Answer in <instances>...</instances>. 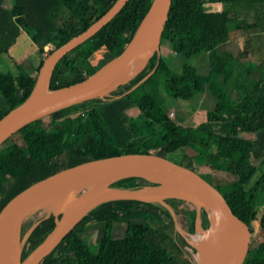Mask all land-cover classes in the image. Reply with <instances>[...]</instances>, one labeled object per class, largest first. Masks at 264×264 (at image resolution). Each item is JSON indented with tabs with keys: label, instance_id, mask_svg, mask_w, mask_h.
<instances>
[{
	"label": "trees",
	"instance_id": "16d2710c",
	"mask_svg": "<svg viewBox=\"0 0 264 264\" xmlns=\"http://www.w3.org/2000/svg\"><path fill=\"white\" fill-rule=\"evenodd\" d=\"M112 1L9 0L10 6H6L0 0V52L7 54L19 29L38 50L52 38L54 48L82 30ZM150 2L126 0L94 33L58 58L47 89L81 79L116 54L131 37ZM207 3H216L209 8L216 5L220 8L206 9ZM238 3L246 10L256 5V11L248 18L240 16L234 9ZM61 8L66 11L63 17L59 13ZM235 27L242 32L243 47L222 60L217 70H207L203 80L202 98L210 105L227 107V112L196 124L200 143L194 153L186 151L183 145L170 151L179 157L172 160L194 169L209 181L210 171L228 175V180L219 183L216 179L214 183L228 205L249 225L250 220L238 210L239 206L248 204L249 219L256 218L257 225L264 228L263 62L254 66L246 62L243 70L237 72L238 79L226 87L236 63L247 59L248 31L264 33V0H170L158 48L161 42L165 43L184 62L198 51L212 50L226 41ZM158 48L145 66L126 82L50 112L55 124L51 129L43 126L41 117L20 126L13 133L23 143L24 150L10 139L13 133L1 141L0 206L36 178L77 161L138 149L167 157L166 136L178 128L149 93L161 84L169 98L179 100L190 98L199 89L182 71L172 70ZM96 51H100V56L93 61ZM8 59L16 72L0 70V115L28 93L41 60L31 73H26L11 56ZM71 130L84 134L77 145L67 143L66 134ZM219 159H224L223 165L217 164ZM154 184L140 176H122L109 182L110 186L126 189ZM199 209H203L201 205ZM99 211L109 221V235L105 237L103 222L96 219ZM197 218L200 223L206 220L203 212H198ZM194 219V204L186 198L104 200L82 213L36 264H171L179 255L186 264H195L184 256L194 248L178 231L184 224L192 228ZM95 224L99 230L92 251L81 234ZM52 225L49 208L35 207L26 213L18 231L20 260ZM208 225L209 221L202 228ZM209 230L204 232L206 236ZM241 264H264V236L259 243L248 246Z\"/></svg>",
	"mask_w": 264,
	"mask_h": 264
},
{
	"label": "water",
	"instance_id": "95a60500",
	"mask_svg": "<svg viewBox=\"0 0 264 264\" xmlns=\"http://www.w3.org/2000/svg\"><path fill=\"white\" fill-rule=\"evenodd\" d=\"M126 0H113L110 5L79 32L45 53L36 68L32 85L25 97L0 115V143L20 126L73 102L101 94L111 86L126 82L138 73L157 50L159 37L164 24L170 0H151L129 40L113 56L100 64L91 73L72 83L47 89V82L54 63L64 53L81 43L110 19ZM151 11L148 27H142L145 15ZM139 58L137 63L122 75L109 88L102 89L109 82L107 77L117 67ZM102 89V91H101ZM130 166L133 169L118 176H140L158 184L166 182L168 188L153 193L139 189H126L110 186V179L104 184L90 183L78 191L66 214L52 210L53 225L43 238L20 260L18 257V231L21 220L31 209L39 195L46 191L65 193L68 199L71 189L85 182L93 175L113 167ZM154 184V185H155ZM152 185V186H154ZM151 186V185H150ZM101 190L109 200L131 198L140 201H162L163 197L186 198L194 204V218L197 219L199 205L210 208L217 220L226 226L225 250L222 264H241L248 248L250 227L226 202L215 184L204 178L194 169L149 150H131L123 153L104 155L71 163L48 172L31 181L13 193L0 206V264H36L59 239L74 225L80 214L86 195ZM206 210V209H205ZM84 213V212H83ZM207 215V214H206ZM194 219V220H195ZM206 217V223L208 222ZM12 245L13 262L9 247ZM225 254V257H224ZM195 264H218L215 260L214 246L196 259Z\"/></svg>",
	"mask_w": 264,
	"mask_h": 264
},
{
	"label": "rangeland",
	"instance_id": "374dc122",
	"mask_svg": "<svg viewBox=\"0 0 264 264\" xmlns=\"http://www.w3.org/2000/svg\"><path fill=\"white\" fill-rule=\"evenodd\" d=\"M3 4H5L6 6H10V2L9 0H3ZM208 4V5H207ZM204 5V8L206 9H215V8H220L217 5L215 6V8H209L210 5L216 4V3H207ZM207 5V6H206ZM234 6V5H233ZM263 8V6H262ZM235 11L238 13V15H245L246 18H248V15L253 12L256 11V5H253L252 8H249L248 10L245 9V7L241 4L238 3L237 5L234 6ZM60 16L63 17L66 15V11L61 8L60 9ZM248 33L250 34V38L248 41V46L247 48V59H245L244 61H238L236 63V65L233 68V72L230 75L228 82H227V86L226 87H230L234 81H236L238 79L237 76V72L239 70H243L244 65L246 62H249L250 66H254L256 63H258L259 61L263 62V73H264V33L261 31H254L251 32L248 31ZM248 34V35H249ZM17 37L14 39V42L11 44L12 48H9V50L7 51V54L9 56H11L17 66L19 67L20 70H22L23 72L26 73H31L33 70V66L32 63L34 64L35 61L42 58V56L45 54V51L47 49H51L52 45L54 44L55 39L52 38L50 41L45 42L41 45V50L37 49V46L32 44L27 36V34L22 30L19 29L18 34L16 35ZM244 39H243V35L242 32L240 30V28L235 27L233 30L230 31L229 34V38L226 40L225 42V55L226 57L228 55L233 56L235 55V53L237 52L238 49L242 48L244 45ZM164 44L163 42H161L160 44V48L159 49V53L161 55H164L163 51L164 49L161 48L162 45ZM6 53L0 52V70L2 71H10L12 73L16 72V69L13 67V65L11 64V62L8 59V55ZM100 56V51H96L93 55H92V60L94 61L95 59H97ZM196 55H193L190 57V60L187 59L185 62L187 64H195V62L197 61L196 59L198 57H200V54L198 55V57H196ZM165 57V56H163ZM221 56L218 55V58H215V61H219V59ZM32 58L34 59V62H32ZM168 59V57L166 58V60ZM137 59H132L131 61H129L128 64V69H131L136 63H137ZM191 61V62H190ZM213 62V59H212ZM168 65L170 66V68L172 70L178 71L180 72L181 70V65H176V63H171V61L167 60ZM205 64V63H204ZM204 64H199L198 68L201 66V68L203 67ZM195 66L197 67V64H195ZM218 66V65H217ZM216 70L218 68H215ZM126 72V70H124ZM199 72V71H198ZM202 77L199 76V74H197L196 72V76L192 78L193 82L195 84H198V80H201ZM114 88V85L111 86L109 89ZM200 95V96H199ZM199 98V99H198ZM169 99V98H168ZM198 99V100H197ZM204 100L203 98H201V92L195 93L193 96H191L190 98L187 99H179L176 100V103H178V105H181V103L184 104H193V106L197 105H201L204 104V102L202 100ZM170 100H172L170 98ZM199 101V102H198ZM205 101V100H204ZM180 103V104H179ZM208 103V102H207ZM184 106V105H183ZM173 109V107H170ZM202 108V107H201ZM227 107L226 108H221L218 107L217 110L214 111V115L213 116H218V115H222L224 112H227ZM211 114H207L206 116L204 115L202 120L207 119ZM54 115L51 113H47L43 116H41V123L43 124V126L46 129H51L55 124H54V119L52 118ZM196 120L198 121L200 119V117L196 116ZM84 134L83 133H76L73 130H71L70 132H68L66 134V140L68 145H77L78 143H80L82 141ZM10 139L13 140L15 143H17L23 150H24V145L21 142V140L19 139V137L17 136V134H12L10 136ZM166 141H167V145L166 148L167 150V157L170 159H175L178 160L179 157L177 155L176 152L170 151L171 149H173V147L177 146V145H183L185 150L188 151L189 153H194L197 149L196 147H198L200 140H199V132L198 129L196 127V125H190V126H183L181 128H178L175 130V132H173L172 135L168 134L166 136ZM193 143V145H190L189 143ZM224 163V159H219L217 164L218 165H223ZM205 171V169H204ZM210 173V181L214 184L215 181L219 180L218 182L220 183V181L222 180H228L229 176L220 172H209ZM217 179V180H216ZM85 184L88 183H81L77 186H75L73 189H71L70 193H69V197H74L75 194L80 191L82 189V187L85 186ZM150 186V185H149ZM158 184H155L154 186H150V187H157ZM181 204L186 205L185 201H181ZM49 208L51 210H53V207L51 205H44V206H37V208ZM239 212L242 214V216H244L247 220H250L249 222V227H250V237L248 240V246H252L255 245L257 243H259L264 236V228L263 227H259L257 225V219H249V206L248 204H243L241 206L238 207ZM198 212H203L205 214V216L207 217L208 215H206V210L205 209H199ZM98 218L97 221H102L103 222V237L108 236L109 235V221L105 218L104 216V212L103 211H99L98 213ZM206 223V220L203 223H200L198 218L194 220L193 226L191 228V226L189 224H184L182 226V228H179V234L181 236L184 237L185 241L189 244V246H192L195 250V246L193 244L190 243V241H195V240H200V239H204V237H202V235L200 234L199 230L197 228L201 229V232H205L208 229V226L205 228H202V225H204ZM191 228V229H190ZM203 229V230H202ZM98 225L95 224L91 227H89L88 229H86L82 234V238L87 242L88 246L90 247V249L93 251L96 247L97 244V231H98ZM113 235H116L115 232H112ZM193 239V240H192ZM206 240V238H205ZM186 250H189V247H186ZM187 251L184 256H186L189 260L193 261L194 263H196V258H195V251ZM183 256L179 255L174 257L171 260V264H186L185 261L182 260Z\"/></svg>",
	"mask_w": 264,
	"mask_h": 264
},
{
	"label": "bare ground",
	"instance_id": "6f19581e",
	"mask_svg": "<svg viewBox=\"0 0 264 264\" xmlns=\"http://www.w3.org/2000/svg\"><path fill=\"white\" fill-rule=\"evenodd\" d=\"M151 20V11L148 12L143 21H142V27L145 28L146 26L148 27L149 22ZM137 60L139 58H136ZM128 64L124 63L117 67L114 71H112L107 77L109 82L106 84V86L102 87V89H107L109 88L114 82H116L119 78L122 77L127 71H128ZM126 70V72L124 71ZM101 89V91H102ZM136 168H132L130 166L126 167H113L109 168L107 170H104L102 172H99L92 177L88 178L85 183H98V184H104L110 179H113L115 177H118L127 171H131ZM83 188V187H82ZM168 188V184L166 182L160 181L158 183L157 187H150L147 186L143 188L144 193H153V192H158L162 191ZM65 193L64 192H59V191H46L39 195L37 199L34 202V206H44V205H51L56 212L62 213V215L66 214L67 211L70 209L72 203H73V198H65ZM105 197V194L97 189L94 190L86 195L82 202V206L80 209V214L87 211L91 206L94 204L101 202ZM206 213L208 215V221H209V234L206 236L204 232H201L200 228H197L204 237V239L200 240H195V241H190L191 244L195 246V258L199 259L200 257L203 256V254L206 253V251L214 246V254H215V260L218 262V264H222L225 258H222L223 252L225 250V235H226V226L224 223H221L220 221L217 220L216 214H214L210 208L206 207ZM207 229V230H208ZM203 230V229H202ZM206 238V240H205ZM193 240V239H192ZM9 253H10V260L13 262V249L12 245L9 247ZM225 257V254H224ZM14 264V263H13Z\"/></svg>",
	"mask_w": 264,
	"mask_h": 264
},
{
	"label": "crops",
	"instance_id": "0c3cea01",
	"mask_svg": "<svg viewBox=\"0 0 264 264\" xmlns=\"http://www.w3.org/2000/svg\"><path fill=\"white\" fill-rule=\"evenodd\" d=\"M225 42L226 41L218 44L212 50H209V51L208 50H206V51L205 50H200V51H198L196 57H198L199 54H200V57H198L196 59L197 61L195 62V64H197V67L195 66V64H187L185 62L187 59L190 60L191 56L186 58L184 60V62H180L176 58L174 53L172 51H170V49L167 47V45L165 43L162 44L164 46L161 47V48L164 49V51H163L164 55H161V54L160 55L162 57L165 56V57H163V58H165V60L168 57L167 60L171 61V63L175 62L176 65H181V67H180L181 70L180 71H182L191 80H192L193 77L196 76V72H197V74H199L200 77H202L201 80H198V84H196V86L199 89L198 92H196V93L199 94L201 92V98H202L203 80H204L205 72L207 70H214L217 67V65L222 60H225L228 57H230V55H228L227 57L225 55V52H226V50L224 48ZM9 48H12L11 44L7 48V51L9 50ZM159 48H160V45H159ZM218 55L221 56L220 57L221 59H219V61H215V58H218ZM212 59H213V62H212ZM167 60H166V62H167ZM31 61L34 62V59L32 58ZM36 64H37V60L35 61L34 64L32 63V66L35 67ZM199 64H204V65H203L202 68H201V66L198 68ZM149 94H150V97L156 102V104L166 114H167V111L169 110V108L173 107L171 115L169 116V118L175 123V126L177 128H181L183 126L196 125L199 121H202L204 115L206 116L207 114H211V115L207 116L208 118H215L217 116H213L214 115V111L217 110L218 107H220L218 105H210V104H208L206 101H204L202 99H200V100H202L204 102V104L201 103V105H197L196 104V106H193V104H191V103H189V104L181 103V105H178V103H176V100H174V99L170 100V98L164 92L163 87L161 86V84H158L154 88H152V90L150 91ZM167 116H168V114H167ZM196 116L200 117V119L198 121H195L196 118H197Z\"/></svg>",
	"mask_w": 264,
	"mask_h": 264
},
{
	"label": "built area",
	"instance_id": "2783aa9c",
	"mask_svg": "<svg viewBox=\"0 0 264 264\" xmlns=\"http://www.w3.org/2000/svg\"><path fill=\"white\" fill-rule=\"evenodd\" d=\"M171 112H172V108H169V110L167 111L168 116L171 115Z\"/></svg>",
	"mask_w": 264,
	"mask_h": 264
}]
</instances>
